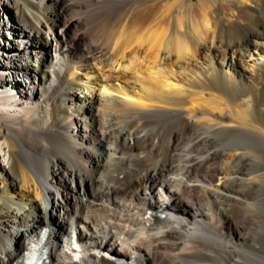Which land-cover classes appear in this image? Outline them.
<instances>
[{
	"label": "bare ground",
	"instance_id": "bare-ground-1",
	"mask_svg": "<svg viewBox=\"0 0 264 264\" xmlns=\"http://www.w3.org/2000/svg\"><path fill=\"white\" fill-rule=\"evenodd\" d=\"M43 231L44 264H264V0H0V264Z\"/></svg>",
	"mask_w": 264,
	"mask_h": 264
},
{
	"label": "rangeland",
	"instance_id": "rangeland-1",
	"mask_svg": "<svg viewBox=\"0 0 264 264\" xmlns=\"http://www.w3.org/2000/svg\"><path fill=\"white\" fill-rule=\"evenodd\" d=\"M6 10L7 11H11V8H7V7H5L4 8V10L1 12L2 13V15L4 14V13H6ZM5 16V15H4ZM49 41H50V49L54 46V44H55V41H53V39L52 38H49ZM20 79V80H19ZM18 82L17 83H20V81H21V78H19L18 77ZM5 194H7V192L8 193H10L11 191H9V190H5V191H3ZM262 194V195H261ZM255 195L256 196H259V197H262L263 196V193H261V192H256L255 193ZM153 208H155V207H153ZM241 210H243L242 208H241ZM54 223L56 224V226H57V231L59 230V228H60V222L58 221V219H53L52 221H49V222H47V223H45V224H43V226H45V225H49L50 227H53V225H54ZM43 226H41V227H43ZM112 255L114 256V254L112 253ZM117 258H123L124 259V256H121V255H118L117 257L115 256V259H117Z\"/></svg>",
	"mask_w": 264,
	"mask_h": 264
}]
</instances>
